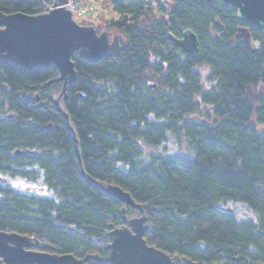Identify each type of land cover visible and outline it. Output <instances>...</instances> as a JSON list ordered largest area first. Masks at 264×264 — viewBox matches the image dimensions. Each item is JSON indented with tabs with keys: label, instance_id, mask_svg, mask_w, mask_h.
<instances>
[{
	"label": "trees",
	"instance_id": "obj_1",
	"mask_svg": "<svg viewBox=\"0 0 264 264\" xmlns=\"http://www.w3.org/2000/svg\"><path fill=\"white\" fill-rule=\"evenodd\" d=\"M51 2L0 0V12L39 15ZM169 2L111 0L116 18L95 29L118 35L120 51L97 63L73 55L77 77L61 105L82 168L146 206L149 246L194 264H264V34L221 0ZM57 77L53 66L0 61V232L32 238L40 253L108 264L122 205L80 176L51 99L62 84L41 89ZM170 138L184 139L186 154L145 151ZM13 179L34 189H13Z\"/></svg>",
	"mask_w": 264,
	"mask_h": 264
},
{
	"label": "water",
	"instance_id": "obj_2",
	"mask_svg": "<svg viewBox=\"0 0 264 264\" xmlns=\"http://www.w3.org/2000/svg\"><path fill=\"white\" fill-rule=\"evenodd\" d=\"M235 8L243 22L258 28L264 34V0H221ZM67 0H53V8L39 15L0 12V61L13 64L21 69L47 68L53 66L58 77L49 81L41 89L59 82L60 95L52 100L56 111L64 119L72 136L80 176L97 185L103 192L118 201L122 225L111 227L108 233V264H194L185 258L170 256L149 246L144 234L148 227L144 210L146 206L135 203L131 196L118 186L101 185L87 177L81 163L78 141L69 122V117L61 106L66 100V89L76 81L72 57L77 54L81 60L97 63L108 54L120 51L119 37L109 32L100 34L92 26L78 25L72 13L65 8ZM189 39L194 42L191 35ZM246 44H249L248 37ZM17 154H19L17 152ZM127 210L137 211L138 218L127 217ZM38 243L32 238L0 232V264H87L89 260L99 262L96 255L76 259L72 255H53L33 251Z\"/></svg>",
	"mask_w": 264,
	"mask_h": 264
},
{
	"label": "rangeland",
	"instance_id": "obj_3",
	"mask_svg": "<svg viewBox=\"0 0 264 264\" xmlns=\"http://www.w3.org/2000/svg\"><path fill=\"white\" fill-rule=\"evenodd\" d=\"M93 6L96 9V12H91V16L87 17L86 19H82V18H78L76 16L73 17L74 21L80 25V26H89L86 25L87 21L89 20L90 22H93L94 26H92L94 29L95 28H102L105 24H107V22L111 19H115V15L112 12V8L110 7L109 3L111 2V0H93ZM149 3H152V8L154 9H158V5H162L164 6L167 10L170 7V2L169 0H146ZM86 4H91L90 1H86ZM49 6V5H47ZM43 9H46V5L43 7ZM164 15H160V17H163ZM96 30V29H95ZM102 32H106L105 30H101V32H99L98 34L102 33ZM110 33V37L112 38V36L114 35V33L112 31L109 32ZM201 72L203 73V76L206 75L207 73V69L204 68L203 70H201ZM58 95H52L51 99H56ZM62 106V105H61ZM203 111L207 110V107H203L202 108ZM191 119H198L200 121H203V117L200 115H194L191 117ZM186 143L184 141V139H181L180 144H176L175 141L170 138L169 141L166 143L165 147H159L156 149H146L145 151L151 152V153H159V154H165V153H179V154H186ZM10 186L13 189H16L18 191L21 192H28L31 189H34V185L29 184L21 179H13L10 181ZM228 208L230 210H232L239 218H248L250 217V211L248 210V208L246 206H244L243 204L240 203H231L229 204ZM127 217L129 218H138L141 216V214H139L137 211H130V213L126 214ZM145 216V215H144ZM146 218V217H145ZM33 251H36V249L33 248ZM40 253V252H39Z\"/></svg>",
	"mask_w": 264,
	"mask_h": 264
},
{
	"label": "built area",
	"instance_id": "obj_4",
	"mask_svg": "<svg viewBox=\"0 0 264 264\" xmlns=\"http://www.w3.org/2000/svg\"><path fill=\"white\" fill-rule=\"evenodd\" d=\"M87 0H67L66 3V9L68 11H70L71 13H73V15H75L76 17L79 18H87L89 16H91V12H96V9L93 6V0H88L91 2V4H86ZM52 9V6L46 5V9L45 11H48Z\"/></svg>",
	"mask_w": 264,
	"mask_h": 264
},
{
	"label": "bare ground",
	"instance_id": "obj_5",
	"mask_svg": "<svg viewBox=\"0 0 264 264\" xmlns=\"http://www.w3.org/2000/svg\"><path fill=\"white\" fill-rule=\"evenodd\" d=\"M46 3H44V5H45ZM43 5V6H44ZM46 5H51L52 6V8H53V0H52V2H51V4H46ZM63 8H65L66 9V6L64 5L63 6ZM51 10V9H50ZM50 10H48V11H50ZM67 10V9H66ZM48 11H45V10H43V13H47ZM42 14V13H41ZM72 16L74 17L75 15H73V13H72ZM79 18V17H78ZM82 19H86V18H82Z\"/></svg>",
	"mask_w": 264,
	"mask_h": 264
},
{
	"label": "flooded vegetation",
	"instance_id": "obj_6",
	"mask_svg": "<svg viewBox=\"0 0 264 264\" xmlns=\"http://www.w3.org/2000/svg\"><path fill=\"white\" fill-rule=\"evenodd\" d=\"M128 213H130V210H127V214H128ZM121 225H122V222H121ZM121 225H120V226H121Z\"/></svg>",
	"mask_w": 264,
	"mask_h": 264
}]
</instances>
